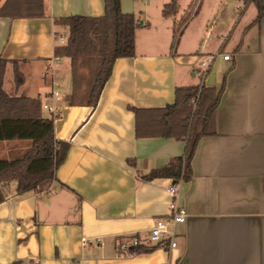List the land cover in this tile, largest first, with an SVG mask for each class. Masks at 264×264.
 I'll return each instance as SVG.
<instances>
[{
  "label": "crops",
  "instance_id": "obj_1",
  "mask_svg": "<svg viewBox=\"0 0 264 264\" xmlns=\"http://www.w3.org/2000/svg\"><path fill=\"white\" fill-rule=\"evenodd\" d=\"M171 1L121 0L123 14L144 26L136 56L115 62L94 109L68 105L69 90L62 92L54 131L70 145L67 159L47 189L18 197L12 184L0 205V264H264V17L258 21L251 1L179 0L177 15L165 18ZM45 3L42 19L0 18V59L20 62L25 78L15 95L24 89L43 103L53 80L61 86L49 69L61 70L55 47L64 28L55 20L105 14L104 0ZM217 54L201 78V59ZM8 71L14 77L11 65ZM198 85L221 99L215 134L199 140L191 180L177 184L189 214L178 247L121 257L120 241L148 242L155 220L168 214L174 181L144 178L186 148L185 141L137 138L132 109L173 105L177 88ZM12 142L0 144V158L16 154L19 141ZM84 238L103 245L84 246Z\"/></svg>",
  "mask_w": 264,
  "mask_h": 264
},
{
  "label": "trees",
  "instance_id": "obj_2",
  "mask_svg": "<svg viewBox=\"0 0 264 264\" xmlns=\"http://www.w3.org/2000/svg\"><path fill=\"white\" fill-rule=\"evenodd\" d=\"M0 0V18L42 19L46 17L45 0ZM179 0L163 8V17L177 15ZM258 10V21L264 17V0H246ZM2 2V3H1ZM105 14L99 18L74 16L55 20L68 33L65 45L55 47V57L70 63L71 89L65 101L72 107L96 108L118 59L136 56V33L144 26L134 14H123L121 0H104ZM13 67L14 86L18 92L25 83L20 62L0 59V142L30 141L29 151L15 160H0V205L12 195L25 197L55 181L56 173L65 163L70 145L55 138L54 120L45 117L41 98L10 95L5 90L9 66ZM90 68L84 89L83 71ZM221 92L205 85L179 87L175 103L163 108H133L136 137L185 141V155L152 171L144 179H172L175 185L189 182L192 161L199 140L214 135L216 110ZM153 248L131 249V257L149 253ZM21 264V263H15Z\"/></svg>",
  "mask_w": 264,
  "mask_h": 264
},
{
  "label": "built area",
  "instance_id": "obj_3",
  "mask_svg": "<svg viewBox=\"0 0 264 264\" xmlns=\"http://www.w3.org/2000/svg\"><path fill=\"white\" fill-rule=\"evenodd\" d=\"M59 43L65 45L67 37L58 36ZM220 55L206 56L201 59L199 75L205 78L207 73ZM57 62L61 59L56 58ZM224 61H230L231 57L225 55ZM49 69L53 71V76L61 75L62 71L54 65H50ZM61 86L53 80V90L48 101L44 103L43 110L46 111L54 120L59 113V105L62 100ZM50 184V183H48ZM167 193L171 196V202L168 209V214L165 218L155 220L153 227L150 229L148 242H143L138 236L130 239L122 240L118 243L117 252L119 256H130V250L139 247L145 248H160L163 250H174L178 247L177 239L179 237L178 227L185 225L189 218L188 211L184 205L179 202V188L177 185H172L167 189ZM84 246L103 245L102 238H84L82 240Z\"/></svg>",
  "mask_w": 264,
  "mask_h": 264
},
{
  "label": "rangeland",
  "instance_id": "obj_4",
  "mask_svg": "<svg viewBox=\"0 0 264 264\" xmlns=\"http://www.w3.org/2000/svg\"><path fill=\"white\" fill-rule=\"evenodd\" d=\"M2 2H4V0ZM251 5L254 6V3H252ZM60 35L61 36L64 35V36L68 37L67 30L64 28L63 31H60L59 36ZM69 64H70L69 61L65 60V59H62L60 62H57V65L62 70V75H59L58 77H56V81H59V83L61 82L60 90H61V92H64V93H67V91L71 89V87H70L71 86V73H70V69H69ZM9 70H11V69H9ZM50 71H51V73L53 75V71L51 69H50ZM89 71H90L89 67L83 71V73L85 75L84 83H83L84 89L86 88V84H87L88 79H89ZM5 90L10 95H15L16 94L15 87H14V77H13L12 71H8V73L6 75V78H5ZM19 94L20 95H24V96H28L29 95V93L26 90H24V89H22L19 92ZM44 112H45L46 115H48V113H46V111H44ZM0 144H2V142ZM11 144H13V142ZM15 144H17L19 146L18 150L15 152L16 154H13L10 158H6V159L0 158V159H2V160H15V159H18V158L22 157L23 155H25L29 151V149L31 147V142L30 141H25V140L24 141L15 142ZM48 187H49V185L45 189H47Z\"/></svg>",
  "mask_w": 264,
  "mask_h": 264
}]
</instances>
